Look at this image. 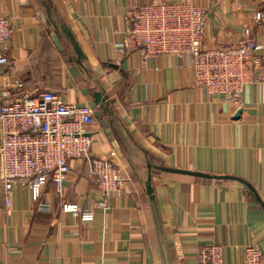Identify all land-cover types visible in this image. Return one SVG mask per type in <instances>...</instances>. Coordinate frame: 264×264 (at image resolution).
<instances>
[{
  "label": "crops",
  "instance_id": "obj_1",
  "mask_svg": "<svg viewBox=\"0 0 264 264\" xmlns=\"http://www.w3.org/2000/svg\"><path fill=\"white\" fill-rule=\"evenodd\" d=\"M152 1L0 0V14L12 17L3 85L11 89L20 78L22 92L12 97L52 90L95 106L97 121L86 126L91 154L114 152L124 179L109 209L88 222L63 211L66 202L85 207L103 198L87 158L70 161L63 196L52 182L38 198L17 183L11 211H0V264H198L199 249L211 243L224 245V264H245L249 245L264 253V50L241 104L207 99L177 57L146 59L116 47L131 9ZM196 2L208 17L205 48L248 35L264 45V19L254 17L264 0ZM63 24L82 48L83 65ZM101 89L104 105L94 96Z\"/></svg>",
  "mask_w": 264,
  "mask_h": 264
},
{
  "label": "built area",
  "instance_id": "obj_2",
  "mask_svg": "<svg viewBox=\"0 0 264 264\" xmlns=\"http://www.w3.org/2000/svg\"><path fill=\"white\" fill-rule=\"evenodd\" d=\"M254 17L264 19V11ZM128 21L123 38L116 44L119 50L140 51L146 59L160 54L177 57L181 67L192 70L195 86L207 99L224 97L228 103L239 104L240 95L254 82L262 65L264 45L250 35L232 46L205 48L208 17L196 0L140 4L131 9ZM11 36L12 17L0 14V211H11L17 183L38 198L52 182L56 194L63 196L70 161L85 157L98 178L103 198L85 207L66 202L63 211L81 222L92 221L98 209H109L108 198L121 191L124 181L114 152L105 157L91 154L94 140L86 126L96 123V107L66 102L52 90L12 97L15 89L16 94L22 92V82L15 79L11 89L3 85L8 65L5 51ZM41 209L51 208L44 205ZM243 251L245 264H264L259 247L249 245ZM224 252L221 243L204 245L198 252V264H224Z\"/></svg>",
  "mask_w": 264,
  "mask_h": 264
},
{
  "label": "water",
  "instance_id": "obj_3",
  "mask_svg": "<svg viewBox=\"0 0 264 264\" xmlns=\"http://www.w3.org/2000/svg\"><path fill=\"white\" fill-rule=\"evenodd\" d=\"M58 28H60L62 33L67 35V37L69 38V41L71 42L72 47H73V49L77 55L76 61L80 65H83L84 64L83 63L84 53L82 51L80 44L77 42L73 31L66 24L60 25V26H58ZM94 96H95V98H96L95 100L98 104L104 105V103H109L108 102V96L103 89L96 91L94 93ZM240 112H241V110L239 109L235 116L238 117L240 115ZM149 168L152 169L151 164H149ZM159 168L163 169V170H167V171H175V172H179V173H184V174H189V175H194V176L207 177V178H236V177L230 176V175H211V174L203 173V172H199V171L185 170V169H179V168H170V167H164V166H159ZM244 182L249 187L250 191H252L255 194V197L258 199V201L262 202L261 198L259 197V195H258L257 191L255 190V188L253 187V185L247 181H244ZM148 189H149V192L151 193L152 192L151 175H149V179H148Z\"/></svg>",
  "mask_w": 264,
  "mask_h": 264
}]
</instances>
